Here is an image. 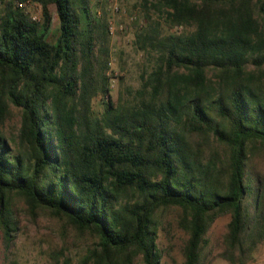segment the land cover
Instances as JSON below:
<instances>
[{"label":"trees","instance_id":"obj_1","mask_svg":"<svg viewBox=\"0 0 264 264\" xmlns=\"http://www.w3.org/2000/svg\"><path fill=\"white\" fill-rule=\"evenodd\" d=\"M31 1L39 21L16 0L0 6L2 237L17 229V197L91 234L76 263L63 251L58 264H160L174 207L182 264H209L222 215L217 256L253 261L264 242V172L253 164L264 152V0H135L132 43L149 70L117 100L106 5Z\"/></svg>","mask_w":264,"mask_h":264},{"label":"rangeland","instance_id":"obj_2","mask_svg":"<svg viewBox=\"0 0 264 264\" xmlns=\"http://www.w3.org/2000/svg\"><path fill=\"white\" fill-rule=\"evenodd\" d=\"M134 2L135 0H120L125 12L114 16L116 22L125 23L127 29L124 32L110 33L108 31L111 50L108 74L112 77L110 78V89L114 100L125 98L128 90L137 88L141 72L149 70L147 57L138 51L132 43L135 31L133 22L140 18V14L136 15L134 11ZM1 4L0 0V6ZM90 6L97 11L102 8L94 0H90ZM37 10H40L41 17L39 5L27 9L29 13H35ZM108 16L111 15L108 13ZM57 33L58 19L54 14L48 33L49 39L52 40ZM18 120L19 113L13 108L12 115L5 121L2 130L6 134L14 132ZM253 164L257 170L264 172V152L255 155ZM13 210L17 229L12 232L10 240H5L0 231V264H58L56 258L60 256L59 262H61L64 259L61 255L63 251L65 255L67 253V256L71 257L73 263H76L86 244L92 238L89 232L80 236V233L71 224H68L64 219H58L47 210H37L36 214H31L20 198L14 199ZM164 214V228L161 229L158 238L159 246L162 249L160 264H182L183 257L180 246L183 244L184 235L179 231L176 222L179 210L169 207L164 210ZM228 219V215L219 216L208 231L209 264H230L217 256ZM247 264H264V242L255 259Z\"/></svg>","mask_w":264,"mask_h":264},{"label":"built area","instance_id":"obj_3","mask_svg":"<svg viewBox=\"0 0 264 264\" xmlns=\"http://www.w3.org/2000/svg\"><path fill=\"white\" fill-rule=\"evenodd\" d=\"M100 5L105 4L107 5V10L109 15L107 19V29L110 33H114L115 31H125L126 30V24L123 22H116L114 19V16L124 14V9L122 4L120 3V0H94ZM16 4L19 6H23L25 8L38 6L36 2H32L31 0H16ZM98 14H101V10H98ZM31 19L34 21L40 20V10H37L35 13H30ZM132 18V17H131ZM116 23H118L116 25Z\"/></svg>","mask_w":264,"mask_h":264}]
</instances>
